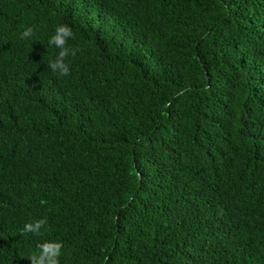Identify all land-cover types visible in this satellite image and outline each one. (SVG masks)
Returning <instances> with one entry per match:
<instances>
[{
  "label": "trees",
  "instance_id": "16d2710c",
  "mask_svg": "<svg viewBox=\"0 0 264 264\" xmlns=\"http://www.w3.org/2000/svg\"><path fill=\"white\" fill-rule=\"evenodd\" d=\"M57 240L60 264H264V0H0V264Z\"/></svg>",
  "mask_w": 264,
  "mask_h": 264
},
{
  "label": "clouds",
  "instance_id": "9594fccd",
  "mask_svg": "<svg viewBox=\"0 0 264 264\" xmlns=\"http://www.w3.org/2000/svg\"><path fill=\"white\" fill-rule=\"evenodd\" d=\"M34 34V28L29 26L21 33V39H30ZM74 37L73 30L66 24H60L55 28L54 35L51 36L49 44L59 49L56 58L49 62L48 67L59 76L70 74L69 65L65 62L71 55L75 56L77 49L68 47V40ZM48 223L46 218L32 220L26 223L21 230L23 233L41 235V229ZM63 243L60 241H45L38 244L37 251L29 257L31 264H60V257L63 250Z\"/></svg>",
  "mask_w": 264,
  "mask_h": 264
}]
</instances>
